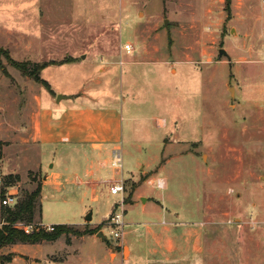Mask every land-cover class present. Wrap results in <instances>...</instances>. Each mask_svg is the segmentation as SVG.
<instances>
[{
	"label": "rangeland",
	"instance_id": "1",
	"mask_svg": "<svg viewBox=\"0 0 264 264\" xmlns=\"http://www.w3.org/2000/svg\"><path fill=\"white\" fill-rule=\"evenodd\" d=\"M241 1L0 0V46L12 58L53 62L40 75L56 92L84 88L93 99L125 104L132 119L125 120L116 174L125 187L124 219L160 221L165 208L180 221H203L192 264H264V0H246L244 7ZM222 47L229 58L219 54ZM0 66L26 76L25 88L22 79L15 83L17 93L27 90V113L28 97L40 87L49 96L44 83L4 55ZM20 139L16 151L3 150L0 141V225L8 188L17 201L25 198L44 185L55 162L30 140L19 151ZM115 180L101 183L100 192ZM44 192L32 222H76L93 212L108 240L99 238L117 242L106 220L119 195L93 201L74 186L57 193L48 185ZM140 197L149 199L145 209L154 219Z\"/></svg>",
	"mask_w": 264,
	"mask_h": 264
},
{
	"label": "crops",
	"instance_id": "2",
	"mask_svg": "<svg viewBox=\"0 0 264 264\" xmlns=\"http://www.w3.org/2000/svg\"><path fill=\"white\" fill-rule=\"evenodd\" d=\"M245 1H241L243 7ZM101 71L106 72V68L102 67ZM21 79L25 88L26 76L23 77L19 72L18 75L14 72L7 75L0 66V141L3 142V150L6 147L9 151L18 150L15 144L16 137H19V151H27V141L30 140L43 152L44 158L55 157L53 168L44 178L41 198H46L44 191L48 185L55 188L57 193L66 190L68 186H74L82 191L83 196L90 195L93 201L100 200L101 195L112 196L110 187L107 186L106 193H101L99 187L103 182L119 178H116L118 171L112 169L110 162L118 149L123 156L125 120L132 119L131 115L125 116L124 106L121 105L124 103L112 96H106V100L101 102L87 95L84 88L72 89L67 94L53 89L46 96L47 93L40 87L32 97H28L30 105L27 113V90L23 89V94L16 92L15 82ZM58 93L63 95L60 101L56 99ZM20 105H24L22 113ZM110 176L111 180L108 179ZM12 189L8 188L7 193ZM140 199L146 216L154 219L156 213H149L145 209L149 199ZM129 200L131 205L138 204L137 198L131 196ZM61 202L67 203V197L63 196ZM54 203L59 202L55 199ZM78 203L84 204V198ZM84 208L81 207L79 213L82 217ZM40 214L43 216L42 206ZM89 215L91 218H88ZM161 217L163 219L160 221L144 222L124 219L123 237L113 245L99 238L98 232L62 234L51 241L9 244L2 247L0 253H13L12 259L4 264H14L15 261L23 264L195 263L203 243V221H180L178 213L165 208ZM92 219L93 212H90L76 222L66 220V223L80 229L94 228L99 224L93 223ZM41 222L49 225L43 220ZM58 242H63L61 248L56 247ZM26 244L27 250H23ZM0 264L3 263L0 261Z\"/></svg>",
	"mask_w": 264,
	"mask_h": 264
},
{
	"label": "trees",
	"instance_id": "3",
	"mask_svg": "<svg viewBox=\"0 0 264 264\" xmlns=\"http://www.w3.org/2000/svg\"><path fill=\"white\" fill-rule=\"evenodd\" d=\"M0 54L7 57L8 61L16 67L18 70L22 72L24 75H28L34 80L38 82L44 83L51 92L53 90L50 87V84L44 80L40 73L43 68H45L48 64L53 62H31L29 60H17L10 56L7 49L0 46ZM72 61L74 59H71ZM64 62V61H61ZM3 69V67H1ZM3 72L6 71L3 69ZM8 75V74H7ZM11 177V175H10ZM15 179H19V175L16 176ZM9 180V179H8ZM42 191V185H38V187L32 191L28 192L25 198L18 200L13 206H5L3 205V215L5 218V222L0 225V249L6 245L22 242V243H37L43 240H56L62 234H74V235H83L86 233H96L100 228L101 224L91 228L85 227L84 229H80L75 225L69 223H56L54 225V229L49 231L45 228H40L38 230H34L31 232L26 231L25 229L18 228L16 223L18 221H26L28 223L32 222L36 212V200L40 197ZM68 241L70 238L68 237ZM13 255H3L0 253V261L4 264L7 261L9 262L12 259Z\"/></svg>",
	"mask_w": 264,
	"mask_h": 264
},
{
	"label": "built area",
	"instance_id": "4",
	"mask_svg": "<svg viewBox=\"0 0 264 264\" xmlns=\"http://www.w3.org/2000/svg\"><path fill=\"white\" fill-rule=\"evenodd\" d=\"M124 49L126 52H130L132 49V46L129 43H127L124 45ZM110 165L112 169L116 171H120L122 169L123 161H122L120 149L114 152ZM0 182H1V175H0ZM157 186L160 188H163L165 186L164 179L158 178ZM110 193L113 195H119V201L116 204V207L113 209L114 211L111 213L110 217L106 220L108 225L111 227L110 232L112 234V238L118 242L123 237V229L125 225L124 215L126 211L125 187H124V184L121 178H118L110 186ZM16 194H17L16 191H10L9 193H7L6 196L2 199V205H5V206L15 205L17 202L16 196H15ZM16 226L18 228L25 229L28 232L38 230L41 227L49 231L54 229L53 224L45 225L42 222H39V223L17 222Z\"/></svg>",
	"mask_w": 264,
	"mask_h": 264
},
{
	"label": "water",
	"instance_id": "5",
	"mask_svg": "<svg viewBox=\"0 0 264 264\" xmlns=\"http://www.w3.org/2000/svg\"><path fill=\"white\" fill-rule=\"evenodd\" d=\"M165 23H166V25H167V23H168V20H167V19H166ZM219 54H220V55H225L226 57L229 58V53H228V52L226 51V49H224L223 47L219 49ZM62 97H63V95H61V94L58 95V97H57V101H60ZM90 216H91V215H89L88 218H91ZM97 234H98L99 236L104 237V239H105L106 241L108 240L107 237L105 236V234L103 233V231H99Z\"/></svg>",
	"mask_w": 264,
	"mask_h": 264
}]
</instances>
